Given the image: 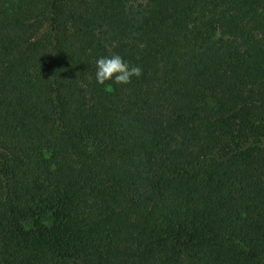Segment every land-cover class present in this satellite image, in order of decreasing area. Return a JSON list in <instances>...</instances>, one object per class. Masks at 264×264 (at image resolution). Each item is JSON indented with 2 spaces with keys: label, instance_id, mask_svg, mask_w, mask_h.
<instances>
[{
  "label": "trees",
  "instance_id": "trees-1",
  "mask_svg": "<svg viewBox=\"0 0 264 264\" xmlns=\"http://www.w3.org/2000/svg\"><path fill=\"white\" fill-rule=\"evenodd\" d=\"M0 264H264V0H0Z\"/></svg>",
  "mask_w": 264,
  "mask_h": 264
},
{
  "label": "clouds",
  "instance_id": "clouds-1",
  "mask_svg": "<svg viewBox=\"0 0 264 264\" xmlns=\"http://www.w3.org/2000/svg\"><path fill=\"white\" fill-rule=\"evenodd\" d=\"M95 63V81L98 85L108 81L116 85H127L133 77L139 78L141 75L139 66L130 65L118 54L99 57Z\"/></svg>",
  "mask_w": 264,
  "mask_h": 264
}]
</instances>
